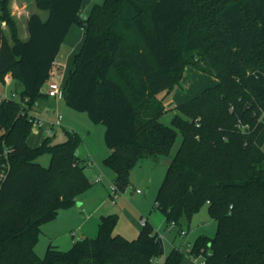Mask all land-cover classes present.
Returning <instances> with one entry per match:
<instances>
[{"label": "trees", "instance_id": "1", "mask_svg": "<svg viewBox=\"0 0 264 264\" xmlns=\"http://www.w3.org/2000/svg\"><path fill=\"white\" fill-rule=\"evenodd\" d=\"M83 1L35 0L48 17L32 14L23 41L11 0H0V81L11 74L22 85L19 100L0 103V264H183L177 249L159 262L164 243L147 220L136 239L115 234L116 214L101 216L95 238L68 251L50 246L43 258L36 253L42 225L90 185L78 133L28 143L34 111L49 98L42 88L73 24L85 40L63 100L105 126L113 151L103 163L118 190L130 186L142 160H172L153 210L166 215L168 228L207 205L217 224L214 237L196 238L191 257L264 264V0H103L86 16ZM187 66L218 83L167 110ZM168 111L169 126L161 122ZM45 151L49 168L37 163Z\"/></svg>", "mask_w": 264, "mask_h": 264}, {"label": "rangeland", "instance_id": "2", "mask_svg": "<svg viewBox=\"0 0 264 264\" xmlns=\"http://www.w3.org/2000/svg\"><path fill=\"white\" fill-rule=\"evenodd\" d=\"M21 1L27 2L31 0H12V6H14L13 8L16 12H19ZM34 7L37 13H44L43 17L44 19H47V12H41L35 5ZM86 15L87 11L84 8L83 16ZM19 28L18 32L20 33V36L25 38L27 35V24L20 22ZM6 32L7 34L9 33L8 29ZM8 36L11 41L10 34H8ZM185 75V85H191L195 81L197 82V76L210 77V75L200 72L197 67L194 66H187L183 77H185ZM181 84L182 87L176 88L175 90L182 91L188 97L198 93L193 94L194 92H187L182 81ZM195 85L200 84L196 83ZM2 90L3 87L0 86V92ZM21 90L22 85H16L15 81H13V83L8 87V93H17L18 100L20 99ZM175 90L167 98L168 101L166 102V105ZM160 96L162 95H159V98ZM44 103L45 104H43L42 107L44 115L38 117L44 120H54L56 116L60 115L63 121L62 124L65 127V129L58 130L57 138L56 136H53L54 143L65 141L67 138L66 131L76 132L81 136L82 143L79 147V155L86 165L85 172L90 185L76 197L74 205L67 208H61L54 219L42 225L40 235L42 234L47 238L48 245L44 248L40 257L43 258L46 255L50 239L53 240V246L62 251H68L73 247L79 238H95L98 234L99 215L101 213H106L107 211H113V208L126 206L132 211V213H134V215H136L139 223L141 222V213L144 218H148L149 221L156 227V230L163 238L165 250L164 256L170 254L172 250L177 249L184 254L183 264H199L193 257H191L188 250H190L194 241L200 235L214 237L216 234L217 224L210 217L208 206L205 205L190 222L184 220L182 225H175L173 227L166 228V215L161 211L153 210L156 195L166 175V167L158 165L157 168H154L151 165L152 161L150 159L142 160L132 169L130 173L132 186L136 189H140L143 192L142 195H132L130 198L124 197L122 201H118L117 205L113 204L110 196L113 193L110 186L111 183H114V173L103 163L104 158L108 156L111 150L106 146L104 141L105 126L93 123L86 112H79L71 109L67 106L63 99L56 100L51 98L50 101ZM173 114L174 113L172 111H168L161 118V122L168 126L171 125V118ZM88 135H91L93 140H85L84 137ZM45 137L46 135L44 134L43 129L38 130L32 126V132L28 141H30L32 146L37 147L42 143V140ZM181 141L182 137L179 134L173 147L172 154L177 151ZM88 162L93 164L92 167L87 165ZM37 163L45 168H49L51 164V154L48 151L43 152L38 158ZM118 228L127 231L129 236L128 238L126 236L125 237L129 240H133L138 237L139 232L134 230V232H130L132 230L130 220L125 216L118 218L116 232ZM46 230L51 231L50 234L47 233ZM181 230H184L186 235L182 236L180 233ZM40 238L41 237L39 236V239ZM37 245L35 248L36 252L41 244L37 243Z\"/></svg>", "mask_w": 264, "mask_h": 264}, {"label": "crops", "instance_id": "3", "mask_svg": "<svg viewBox=\"0 0 264 264\" xmlns=\"http://www.w3.org/2000/svg\"><path fill=\"white\" fill-rule=\"evenodd\" d=\"M103 0H84L83 1V4H82V8H83V11H84V8L85 10L87 11V13L89 12V10L91 9V7L94 5V4H100L102 3ZM34 5L37 7L36 5V2L35 0H31V1H21V4L19 6V12H16L15 9L13 8L14 6H12V0L10 2V8H11V12H12V15L14 16L16 22H17V26H18V30L20 29L19 28V25H20V22H23V23H26L28 24V20H29V17L34 14V13H37L35 11V7ZM38 9V8H37ZM41 11V10H40ZM83 11H82V15H83ZM41 12H46V11H41ZM48 13V12H47ZM39 14V13H37ZM41 16V18L43 20L44 17V13L43 14H39ZM4 29L7 30V26L4 24ZM19 37L21 40L23 41H26L29 37V34H28V30H27V35L25 38H22L20 36V33H19ZM84 40H85V34L83 32V30L77 26L76 24H73L64 41H63V44L60 48V51L58 53V55L56 56L55 58V61H54V64H53V67L50 71V77L49 79L47 80V82L44 84L42 90L44 93H46L47 89H48V84L49 82L51 81H54V82H58V83H61L63 86L65 85L66 81H67V78L69 76V73L71 71V68H72V65H73V60H74V57L79 53V51L81 50L82 46H83V43H84ZM10 78H11V84L13 83L12 81V76L11 74L8 75ZM198 79H197V82L195 81L193 84L191 85H188L186 84L185 85V78H186V75L185 77H183L182 79V83H183V86L185 88V90L187 92H194L193 94L197 93L196 95H193V96H186L185 93H183L182 91H179V90H175V92L172 94L171 96V99L169 100L168 104L166 105V108L167 109H172L176 106H178L179 104H182L186 101H189L190 99L196 97L197 95H199L202 91H204L206 88H209V87H212L214 85H216L218 83V80L214 77H208V76H197ZM208 77V78H207ZM200 84V85H195V84ZM199 86V87H198ZM4 91V88L3 90L0 92L2 93ZM51 98L49 97L47 99V101H50ZM47 101H43L40 103V105L38 106L37 110L34 111V116L36 117H40L41 115H44L43 114V104H45L44 102H47ZM53 110V109H52ZM38 117V118H39ZM45 120H49V119H45ZM60 129H65V127L63 126L62 128ZM59 130V129H58ZM58 130L55 132V134L53 136H56L57 138V132ZM45 134V133H44ZM51 136V137H53ZM46 138V137H45ZM85 140L88 139V140H93L92 136L91 135H88L86 137H84ZM43 141V140H42ZM28 143L31 145L30 141H28ZM32 146V145H31ZM34 147V146H33ZM113 150H110L108 156L112 153ZM80 154V153H79ZM80 156V155H79ZM106 156V157H108ZM105 157V158H106ZM104 158V159H105ZM151 165L152 167L154 168H157L158 165H161L160 163L159 164H155L153 162H151ZM167 168V167H166ZM115 177V175H114ZM137 190H140V189H136L134 188V186H132L131 184V181H130V186L126 189L125 192H122V193H117L115 195H110L111 196V199H112V203L117 205L118 204V201H122V199L124 197L126 198H130L132 195H142V191L140 194H138L136 191ZM125 193V194H124ZM157 196V195H156ZM155 204V203H154ZM154 207V206H153ZM155 211V210H154ZM111 212H115V213H111ZM112 214H116L118 216V218H120L121 216H125L127 217L129 220H130V226L132 228V230L130 231L131 233L136 231V232H140L141 229H142V226L140 225L136 215H134V213H132L131 210H129L128 207L124 206V207H116V208H113V211H107L106 213H101L99 215V219H98V225H99V222H100V218L101 216H104V215H112ZM139 215V213H138ZM140 217L141 219L144 218L143 215L140 213ZM149 223H151L149 221L148 218H145ZM152 224V223H151ZM153 225V224H152ZM153 227L155 228L156 230V227L153 225ZM165 227H166V224H165ZM130 228V229H131ZM134 230V231H133ZM157 231V230H156ZM47 233L50 234L51 231L49 230H46ZM158 232V231H157ZM46 233V234H47ZM115 234H119V235H122V236H126L128 238V233L126 230L124 229H120L118 228L117 232H116V228H115V231H114ZM159 233V232H158ZM130 234V233H129ZM48 235V234H47ZM139 235V234H138ZM40 239H39V242L41 244V246L39 245V248L37 249V254H39V257L41 256V253L44 251V248L48 245V240L47 238L44 236V235H40ZM125 237V238H126ZM85 238H88V237H84V238H79L78 240L80 239H85ZM130 238V237H129ZM77 240V241H78ZM53 243V240L50 239V244L48 246V248L50 246H53L52 245ZM38 246V245H37ZM55 247V246H53ZM36 248V247H35ZM57 248V247H56ZM58 249V248H57ZM36 250V249H35ZM48 250V249H47ZM60 250V249H59ZM62 251V250H61ZM167 256V255H166ZM166 256H163L160 261L161 263L165 260V257ZM159 261V262H160Z\"/></svg>", "mask_w": 264, "mask_h": 264}, {"label": "built area", "instance_id": "4", "mask_svg": "<svg viewBox=\"0 0 264 264\" xmlns=\"http://www.w3.org/2000/svg\"><path fill=\"white\" fill-rule=\"evenodd\" d=\"M10 85H11V78L8 75L5 77L4 82L0 81V86H2L4 88V91L2 93H0V103L3 101L18 100L17 99V93H15V92H12L11 94L8 93V87ZM46 94L48 95V97L54 98L56 100L63 99V96H64L63 85L61 83L54 82V81L49 82ZM31 122H32V125L36 129H38V130L43 129L46 137L53 136L58 129L63 127V124H62L63 121H62V117L60 115L56 116V118L54 120H44L42 118H38L36 116H33L31 118ZM239 128L242 131H245L248 128V126L240 123ZM5 153H6V151H5ZM87 165L92 167L93 164L88 162ZM110 188H111V191L113 193L112 195H115L117 193H122L121 191L118 190L115 183H111ZM136 192L138 194H140L141 190H137ZM140 223H141V226H144L146 223V219L142 218ZM175 225L176 224L173 222L170 224V226L168 228L173 227ZM180 233L182 236L186 235V232L184 230H181ZM161 239L163 240L162 237H161ZM189 252H190V250H188V253ZM194 260L197 261L199 264H205L203 260H200V259H194Z\"/></svg>", "mask_w": 264, "mask_h": 264}, {"label": "water", "instance_id": "5", "mask_svg": "<svg viewBox=\"0 0 264 264\" xmlns=\"http://www.w3.org/2000/svg\"><path fill=\"white\" fill-rule=\"evenodd\" d=\"M173 161L170 159H164L160 161V164L165 166V167H170L172 165Z\"/></svg>", "mask_w": 264, "mask_h": 264}]
</instances>
